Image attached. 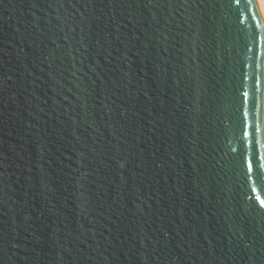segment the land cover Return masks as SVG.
Here are the masks:
<instances>
[{"label": "water", "instance_id": "water-1", "mask_svg": "<svg viewBox=\"0 0 264 264\" xmlns=\"http://www.w3.org/2000/svg\"><path fill=\"white\" fill-rule=\"evenodd\" d=\"M257 197L259 0H0V264H264Z\"/></svg>", "mask_w": 264, "mask_h": 264}, {"label": "snow or ice", "instance_id": "snow-or-ice-1", "mask_svg": "<svg viewBox=\"0 0 264 264\" xmlns=\"http://www.w3.org/2000/svg\"><path fill=\"white\" fill-rule=\"evenodd\" d=\"M246 129H247V125H246V123H244V124H243V128H242V131H243V135H244L245 137H247V135H248V132H247ZM253 191H255V189H253ZM256 199H257V201L260 203V206H261V207H264V200H261L260 197H257Z\"/></svg>", "mask_w": 264, "mask_h": 264}, {"label": "bare ground", "instance_id": "bare-ground-1", "mask_svg": "<svg viewBox=\"0 0 264 264\" xmlns=\"http://www.w3.org/2000/svg\"><path fill=\"white\" fill-rule=\"evenodd\" d=\"M259 3L261 5L262 11L264 13V0H259Z\"/></svg>", "mask_w": 264, "mask_h": 264}]
</instances>
